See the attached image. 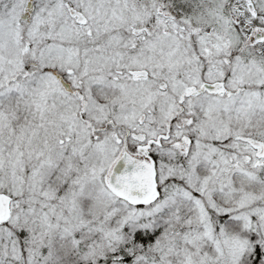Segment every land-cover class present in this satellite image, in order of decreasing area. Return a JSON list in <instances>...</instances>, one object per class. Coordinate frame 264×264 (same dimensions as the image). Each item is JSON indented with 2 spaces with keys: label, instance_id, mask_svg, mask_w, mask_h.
Segmentation results:
<instances>
[{
  "label": "snow or ice",
  "instance_id": "obj_1",
  "mask_svg": "<svg viewBox=\"0 0 264 264\" xmlns=\"http://www.w3.org/2000/svg\"><path fill=\"white\" fill-rule=\"evenodd\" d=\"M0 264H264V0H0Z\"/></svg>",
  "mask_w": 264,
  "mask_h": 264
}]
</instances>
